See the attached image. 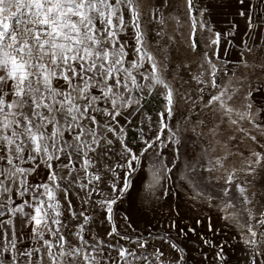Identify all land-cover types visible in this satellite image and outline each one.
<instances>
[{
	"label": "snow or ice",
	"instance_id": "6c2138e0",
	"mask_svg": "<svg viewBox=\"0 0 264 264\" xmlns=\"http://www.w3.org/2000/svg\"><path fill=\"white\" fill-rule=\"evenodd\" d=\"M237 2L243 5L245 0ZM186 5L193 27L199 23L207 28L192 17L194 0ZM238 15L246 17L250 30L256 27L243 9ZM220 35L216 33L213 43ZM150 41L141 0H0V218L7 216L0 219V264H185V248L169 229L177 236L195 234L200 219L193 227L173 220L163 235L147 237L122 232L116 222V206L125 198L135 203L143 178L132 176L143 168L146 153L154 149L162 157L159 146L172 147L162 137L171 133L173 160L169 165L161 158L151 165L147 191L152 192L171 178L181 143L169 126L179 90L161 71V64L167 71V57L158 60ZM211 75L216 87L215 72ZM202 76L192 79L203 85ZM158 87L164 91L157 95ZM150 97H162L164 104L156 113L158 127L150 123L138 129L144 147L136 152L125 125L144 115L153 121L146 111ZM219 100L213 96L208 103ZM114 143L121 150L115 153L116 163L109 164ZM253 155L256 164L264 162V154ZM197 167L186 165L181 177L195 192L192 199L217 206L226 224L239 229L251 264H264V203L257 213L256 194L234 173L218 189L219 196L204 191L195 179ZM254 172L249 167V174ZM159 195L167 198L171 189L162 188ZM20 217L24 224L17 228L14 222ZM97 219L106 225L102 236L92 228ZM123 219L127 228L129 215ZM208 230L215 232L211 223ZM214 247L216 258L224 261V245Z\"/></svg>",
	"mask_w": 264,
	"mask_h": 264
},
{
	"label": "rangeland",
	"instance_id": "374dc122",
	"mask_svg": "<svg viewBox=\"0 0 264 264\" xmlns=\"http://www.w3.org/2000/svg\"><path fill=\"white\" fill-rule=\"evenodd\" d=\"M194 2L192 17L205 22V29H201L199 23L193 27L186 0H164L162 6L161 0H141L145 23L150 30L152 51L158 60L164 61L167 57V71H164L165 64H161V71L171 86L179 90L174 118L169 121V126L178 134L177 138L181 143L171 178L163 179L161 186H157L152 192L147 191V185L152 179L151 165L158 164L161 158L169 165L173 160L175 144L174 140H169L171 133L162 137L166 143L172 144V147L159 146L162 157H156L154 149L146 153L142 158L143 168L132 176L133 180L143 178V183L137 185L135 203L125 198L117 205L116 222L122 232L127 231L133 237H147L149 233L152 236L163 235L164 229L173 220L194 224L198 218L206 228L211 223L215 229L214 245L223 244L233 250V247L246 246L239 229L226 224L217 206L206 200L192 199L195 192L181 177L186 174V165L190 167L196 164L198 167L195 179L200 182V186L204 191L219 196L218 189L224 186L228 175L234 173L240 183L247 182L250 194H256V212L262 210L260 205L264 203V162L256 164L257 157L253 153L264 154V0H245L243 5L237 0ZM241 9L253 17L256 25L254 29L248 28L246 17L238 15ZM216 33L221 34L219 42L213 43L217 39ZM248 48H251L250 52ZM213 72L216 87L211 83ZM201 73L205 84L198 85L192 77L200 76ZM201 87L204 88L202 93L199 91ZM163 91L162 87L155 90L157 95ZM249 92L253 95L246 99ZM189 96L192 99H186ZM213 96H220V100L208 103ZM249 103H252L250 109L247 107ZM146 104L147 114L153 117V121H149L147 115H144L134 120V123L125 125L127 141L136 152L144 147L138 129H147L150 123L158 127L156 113L162 110L164 101L162 97H150ZM226 108L232 110L226 111ZM153 135L154 131L148 132L145 138ZM120 150L119 144L114 143L107 161L109 164L116 163L118 157L115 153ZM104 163V160L100 161L102 171ZM249 167L255 169L251 175ZM110 177L111 174H107L106 178ZM102 187L107 191L106 184ZM162 188H170L171 195L167 198L160 196ZM237 195L233 185V196ZM214 203L219 205V199ZM126 213L130 217L127 228L123 219ZM6 218L7 216L0 219ZM14 223L17 228H22L23 217ZM105 227L98 219L92 225L94 233L100 236ZM24 230L28 231L26 228ZM169 234L189 251L188 264H202L194 247L208 246L200 236H177L174 229H169ZM103 238L108 240L107 237ZM112 256L115 258L116 254L113 252ZM44 264H48L47 260Z\"/></svg>",
	"mask_w": 264,
	"mask_h": 264
},
{
	"label": "crops",
	"instance_id": "0c3cea01",
	"mask_svg": "<svg viewBox=\"0 0 264 264\" xmlns=\"http://www.w3.org/2000/svg\"><path fill=\"white\" fill-rule=\"evenodd\" d=\"M194 252L200 257L202 264H222L215 256L216 251L211 247H194ZM229 252L231 255L226 256L228 264H249L251 262V252L248 246L234 247L233 250L228 248ZM184 255L186 256L185 264H188L189 251L186 248Z\"/></svg>",
	"mask_w": 264,
	"mask_h": 264
},
{
	"label": "water",
	"instance_id": "95a60500",
	"mask_svg": "<svg viewBox=\"0 0 264 264\" xmlns=\"http://www.w3.org/2000/svg\"><path fill=\"white\" fill-rule=\"evenodd\" d=\"M179 224H180L181 227H185V226L193 227V226H196L193 223H189V222H186V221H183V220H179ZM196 227H197V233H195V234H191L190 233V234H188L185 237L190 238V237H193L195 235H198L201 238H206L208 241L212 242L211 245L206 244L208 247L209 246H214V232L209 231L208 228H206L203 223H201L199 226H196ZM211 248H213L215 251H218V249L216 247H211ZM228 248L232 250L231 247H225L224 246V249H225V260L221 261L222 264H228V262L226 260V256L227 255H229V256L231 255L230 252L228 253Z\"/></svg>",
	"mask_w": 264,
	"mask_h": 264
},
{
	"label": "built area",
	"instance_id": "2783aa9c",
	"mask_svg": "<svg viewBox=\"0 0 264 264\" xmlns=\"http://www.w3.org/2000/svg\"><path fill=\"white\" fill-rule=\"evenodd\" d=\"M260 250L261 251H264V245L261 246Z\"/></svg>",
	"mask_w": 264,
	"mask_h": 264
}]
</instances>
